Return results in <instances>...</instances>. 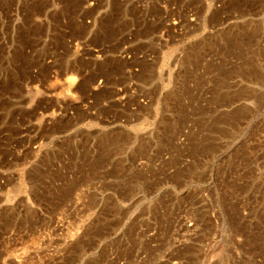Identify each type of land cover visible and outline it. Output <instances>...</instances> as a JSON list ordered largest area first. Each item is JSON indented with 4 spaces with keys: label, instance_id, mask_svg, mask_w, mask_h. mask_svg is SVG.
I'll list each match as a JSON object with an SVG mask.
<instances>
[{
    "label": "rangeland",
    "instance_id": "rangeland-1",
    "mask_svg": "<svg viewBox=\"0 0 264 264\" xmlns=\"http://www.w3.org/2000/svg\"><path fill=\"white\" fill-rule=\"evenodd\" d=\"M0 264H264V0H0Z\"/></svg>",
    "mask_w": 264,
    "mask_h": 264
},
{
    "label": "bare ground",
    "instance_id": "bare-ground-1",
    "mask_svg": "<svg viewBox=\"0 0 264 264\" xmlns=\"http://www.w3.org/2000/svg\"><path fill=\"white\" fill-rule=\"evenodd\" d=\"M70 89H72V88H70Z\"/></svg>",
    "mask_w": 264,
    "mask_h": 264
}]
</instances>
